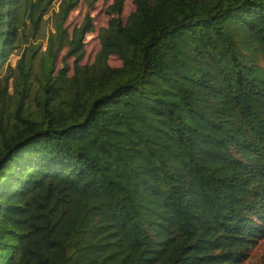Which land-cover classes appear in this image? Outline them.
I'll return each instance as SVG.
<instances>
[{"label":"trees","instance_id":"obj_1","mask_svg":"<svg viewBox=\"0 0 264 264\" xmlns=\"http://www.w3.org/2000/svg\"><path fill=\"white\" fill-rule=\"evenodd\" d=\"M55 1L0 0V71ZM79 1L0 89V264H240L264 238V0H115L97 62L54 75L93 28L67 39Z\"/></svg>","mask_w":264,"mask_h":264},{"label":"rangeland","instance_id":"obj_2","mask_svg":"<svg viewBox=\"0 0 264 264\" xmlns=\"http://www.w3.org/2000/svg\"><path fill=\"white\" fill-rule=\"evenodd\" d=\"M114 1L115 0H80L78 5L69 13L63 24V27L67 30V37L69 36L67 39H71L72 33L80 27L88 13L93 18V28L86 34L84 47L79 54H71L68 45H64V47L57 52L54 75H57L68 66L70 70L67 73V77H71L75 64L91 65L97 62L98 55L102 50L101 33L108 28L110 20L113 17L108 12V8ZM58 6L59 0H56L52 7L53 13H49L43 18L34 37L31 36V32L34 28L30 27L32 23L28 20L27 26L31 29L27 28L25 35L29 38V43L24 44V46L16 50L3 66V69L0 71V89L1 87H6L8 93H14V77L12 73L16 69L22 55L33 63L32 68L35 73L39 74L40 64L44 59L45 62L47 60L49 46L52 45V51H55L58 46V43L55 41V36H57L55 26L56 16L53 15L55 11H58ZM134 10L135 4L133 0H126L122 12L123 20H126ZM254 59L263 65V60L260 55L255 54ZM108 62L114 67H120L122 65L121 59L114 53L108 56ZM33 89H39V82L37 79L35 80ZM26 101L32 108H35L37 105V101L34 100L33 97ZM240 264H264V238L259 240L258 244L250 251L249 257Z\"/></svg>","mask_w":264,"mask_h":264}]
</instances>
